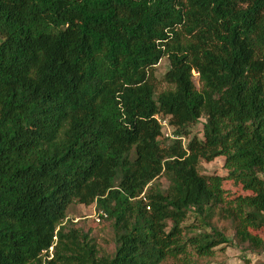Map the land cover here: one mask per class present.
I'll list each match as a JSON object with an SVG mask.
<instances>
[{
	"label": "trees",
	"instance_id": "16d2710c",
	"mask_svg": "<svg viewBox=\"0 0 264 264\" xmlns=\"http://www.w3.org/2000/svg\"><path fill=\"white\" fill-rule=\"evenodd\" d=\"M262 227L264 0H0V264H212Z\"/></svg>",
	"mask_w": 264,
	"mask_h": 264
},
{
	"label": "rangeland",
	"instance_id": "374dc122",
	"mask_svg": "<svg viewBox=\"0 0 264 264\" xmlns=\"http://www.w3.org/2000/svg\"><path fill=\"white\" fill-rule=\"evenodd\" d=\"M169 66V60L167 57H162L159 62L155 65L153 69L154 74V84L156 92L168 88V84L163 80V74ZM194 82L197 87L200 86L198 81V75L194 71ZM202 123L203 119H199L194 124H189L188 129L190 132L196 133L201 136L202 133ZM171 129L165 127V133H170ZM200 172L204 174H218L225 175L226 169L223 167V157H215L211 161H201L199 166ZM224 188L228 190V195H233L235 193H246L239 185L234 184L232 181L225 180ZM96 211L94 204L83 205V204H72L67 210V219L75 222L76 226L83 228L84 231H89L92 236L96 239L98 246L103 251H110L112 249V229L109 221L96 220ZM254 233H257L264 239V228L252 229ZM52 248L49 249L51 252ZM243 255L249 258L251 264H264V252L253 253L249 251H244L237 246L231 245H220L216 248L214 252V257L212 259V264L224 263V264H235L243 261ZM49 257L51 255L49 254Z\"/></svg>",
	"mask_w": 264,
	"mask_h": 264
},
{
	"label": "built area",
	"instance_id": "2783aa9c",
	"mask_svg": "<svg viewBox=\"0 0 264 264\" xmlns=\"http://www.w3.org/2000/svg\"><path fill=\"white\" fill-rule=\"evenodd\" d=\"M164 123V122H163ZM96 220L98 221L99 220V216L98 215H96Z\"/></svg>",
	"mask_w": 264,
	"mask_h": 264
}]
</instances>
